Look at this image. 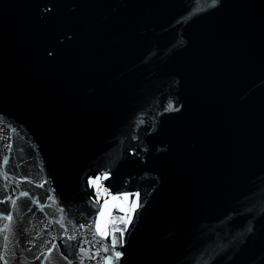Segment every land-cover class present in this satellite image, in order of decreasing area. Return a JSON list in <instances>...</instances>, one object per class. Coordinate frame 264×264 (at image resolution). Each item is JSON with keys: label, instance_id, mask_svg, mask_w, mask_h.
<instances>
[{"label": "water", "instance_id": "water-1", "mask_svg": "<svg viewBox=\"0 0 264 264\" xmlns=\"http://www.w3.org/2000/svg\"><path fill=\"white\" fill-rule=\"evenodd\" d=\"M5 156L9 264H264V0H0Z\"/></svg>", "mask_w": 264, "mask_h": 264}, {"label": "snow or ice", "instance_id": "snow-or-ice-1", "mask_svg": "<svg viewBox=\"0 0 264 264\" xmlns=\"http://www.w3.org/2000/svg\"><path fill=\"white\" fill-rule=\"evenodd\" d=\"M2 162L4 165H7L9 163L8 158L5 156L3 157ZM3 178L5 180L8 179L7 174H3ZM109 176L107 174L104 175L103 179L107 180ZM90 183L93 185L94 188H96L97 192H99V183H100V177H97L93 180L90 181ZM40 187H43V185H40ZM107 191V189H105ZM30 193L28 191H21L19 193V197L17 199H13V197L8 196L4 200H0V204H8L11 206V208H16L18 204V200L21 198H29ZM135 200L131 201L129 200L130 194L128 193H123L122 194V199L120 195H114L112 196V201L113 202H118V203H113L112 207H117L121 212L126 213L124 217H121L119 222L124 224V225H130L132 223L133 219V214L140 208L141 202H140V193H135ZM4 212L7 214H0V220L7 221L3 225V228H0V232H13V221L14 217L11 214L10 209H4ZM115 221L111 219V209L109 206V203L106 202L103 205V208L99 212V219L95 222V235H98L101 237V241H98L97 243L101 244V249H98L96 252H92L91 248L85 249L84 247L80 248V253L81 256L79 257L80 259V264H83V261L85 258L89 260H96L97 257L100 255V251L102 250L103 253L106 255L103 256L104 264H119V262L122 261V259L125 256V252L122 250L126 247V243L123 239V233L125 229L123 228H118L115 226ZM62 228L64 225L61 223L60 225ZM83 227V225H81ZM92 227V226H89ZM117 233H120L121 235L118 237ZM110 238V239H109ZM67 239L72 240L74 239L72 236H68ZM4 244L2 245L3 252L0 254V264H9V260L7 259L8 252L10 251L8 249V241L9 237L7 235L3 236ZM107 241L108 246H103V242ZM51 243V242H49ZM85 243L91 244V241H85ZM53 248L58 247V245H52ZM121 249V250H117ZM88 253V255L85 257L83 254ZM39 258V257H37ZM64 260H68V257L66 255L63 256ZM71 264V262H69Z\"/></svg>", "mask_w": 264, "mask_h": 264}]
</instances>
